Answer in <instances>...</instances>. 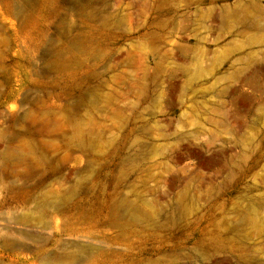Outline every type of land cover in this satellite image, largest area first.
Here are the masks:
<instances>
[{"label": "rangeland", "instance_id": "1", "mask_svg": "<svg viewBox=\"0 0 264 264\" xmlns=\"http://www.w3.org/2000/svg\"><path fill=\"white\" fill-rule=\"evenodd\" d=\"M78 249L264 264V0H0V264Z\"/></svg>", "mask_w": 264, "mask_h": 264}, {"label": "bare ground", "instance_id": "2", "mask_svg": "<svg viewBox=\"0 0 264 264\" xmlns=\"http://www.w3.org/2000/svg\"><path fill=\"white\" fill-rule=\"evenodd\" d=\"M60 200L56 205H60ZM161 214L160 209H152L150 211L139 210L135 204L127 199L117 203L116 213L113 214L115 223L119 224L122 229H126L130 225L150 226L159 222L158 218ZM93 252L78 249L77 253H65L63 260L67 264H82V261L91 259ZM63 261V262H64ZM100 264V263H94Z\"/></svg>", "mask_w": 264, "mask_h": 264}]
</instances>
